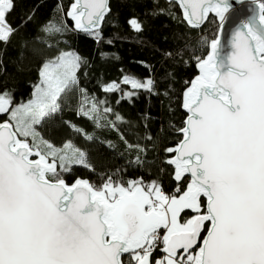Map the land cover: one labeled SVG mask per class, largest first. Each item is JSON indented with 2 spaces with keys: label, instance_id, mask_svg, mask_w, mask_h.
<instances>
[{
  "label": "snow or ice",
  "instance_id": "obj_1",
  "mask_svg": "<svg viewBox=\"0 0 264 264\" xmlns=\"http://www.w3.org/2000/svg\"><path fill=\"white\" fill-rule=\"evenodd\" d=\"M178 2L193 26L214 12L222 28L233 7L229 0ZM13 7V0H0L3 43L18 31L6 19ZM108 11L107 0H75L67 15L89 31ZM63 27L48 21L42 30ZM208 47L206 58H195L200 75L185 93L191 115L179 130L184 139L166 150L178 153L169 161L177 181L186 173L192 179L171 195L142 178L107 175L99 186L61 178L72 164L94 171L86 151L71 141L57 148L39 131L78 84L83 61L75 53L44 62L26 103L14 106L9 93H0V114L8 116L0 122V264H125V255L128 264H264V0L237 25L229 51L219 37ZM135 86L151 88L153 81ZM103 104L93 99L77 114L99 127L101 114L111 112ZM186 211L193 215L182 220ZM161 243L165 255L153 260Z\"/></svg>",
  "mask_w": 264,
  "mask_h": 264
},
{
  "label": "trees",
  "instance_id": "obj_2",
  "mask_svg": "<svg viewBox=\"0 0 264 264\" xmlns=\"http://www.w3.org/2000/svg\"><path fill=\"white\" fill-rule=\"evenodd\" d=\"M71 2L13 0L6 19L18 31L9 42H0V93H9L14 106L26 102L41 81L44 62L62 52L75 53L83 61L77 72L78 84L63 97L61 111L39 131L57 148L71 141L86 151L94 171L72 164L61 178L67 183L85 178L99 186L112 175L124 182L139 178L145 184L156 181L168 195L177 187L185 189L187 179L177 182L169 162L174 151L166 150L175 149L182 139L179 130L186 117L183 95L197 75L195 58H204L208 43L217 36L218 19L210 16L202 28L192 29L174 2L110 0L111 12L102 27L96 32H78L67 17ZM133 19L141 26L139 30L129 23ZM48 21L62 23L63 31L46 34L42 27ZM127 76L143 84L151 80L153 86L133 87L124 82ZM106 86L113 90L106 91ZM93 99L104 102L101 108L111 109L107 115L101 114L99 127L94 119L77 114L82 105L87 110ZM83 133L94 139H86ZM192 215L186 211L182 220ZM161 248L154 251L153 260L163 256ZM124 260L128 264L129 257Z\"/></svg>",
  "mask_w": 264,
  "mask_h": 264
},
{
  "label": "water",
  "instance_id": "obj_3",
  "mask_svg": "<svg viewBox=\"0 0 264 264\" xmlns=\"http://www.w3.org/2000/svg\"><path fill=\"white\" fill-rule=\"evenodd\" d=\"M165 1H167V2H174V3H176V4L178 5V7L180 8V10H181V12H182V15H183L184 20L186 21V23L188 24V26H189L190 28H192V29H199V28H202V27L205 25V23L208 21V19H209L210 16H214V17H216V18L218 19V21H219V18L217 17V15H216L214 12H209L208 15H207V17L204 19L203 22L199 23L198 25H194V26H193V25H190V24L187 22V20H186V18H185V16H184L183 9H182V7H181V4L178 2V0H165ZM229 2L233 5V7H232V9H230L229 13L226 14L228 18H227L226 21L224 22L222 28L220 27V21H219V29H218V33H217V36H216V38H217V37L220 38L221 43H222V45H223V50H224V52H227V51H229V50L231 49L232 33L234 32V30H235V28L237 27V25L240 23V21H242V20H244V19H247V17L250 16V15L252 14V11L256 8V5H257V0H229ZM73 3H75V0H72L70 6H69V8H68V11L71 9V5H72ZM80 3H81V6H83L84 0H80ZM107 7H108L109 11L105 13L104 19L100 22L99 26H98L97 28L90 29L89 31H85L83 28H80V29L76 28L74 18H73L72 16H68V15H67V17H68V19L73 23L74 29H75L76 31H78V32H96V31H98V30L102 27V25H103V23H104V21H105V18H106V17L110 14V12H111L110 0H107ZM68 11H67V13H68ZM82 22L84 23L85 27H89V26L87 25V17H86V16L82 19ZM209 51H210V48H209ZM209 51H208V53H209ZM208 53H207V55H208ZM207 55H206L204 58H206ZM196 70H197V75L192 79V81H193L198 75H200V71H199V69H198V67H197V64H196ZM192 81H191L190 85L188 86V88L191 87V85H192ZM188 88H187V89H188ZM187 89L185 90L184 95H183V105H184V103H185V99H186V97H185V93H186ZM183 105H182V108H183V111H184L185 114H186V117H185V120H184V127H185V126H186V123H185V122L188 120V118H189V116L191 115V113H190V112H189V111H188ZM6 117H7L6 114H0V118H3L2 121H4V120H8V119H6ZM2 121H1V122H2ZM184 127H183V128H184ZM179 133H180V131H179ZM180 134H181V133H180ZM181 135H182V134H181ZM183 139H184V137H183V135H182V139L180 140V142H181ZM180 142L177 144V146L180 144ZM177 146H176V147H177ZM176 147H175V148H176ZM177 157H178V153L174 151V153H173V155L171 156V158H170L169 161H171L172 159H175V158H177ZM31 158H32V159H38V157H35V156H33V157H31ZM170 164L175 168V174H176V171H177V169H176V165H175V164H172V163H170ZM175 174H174V178H175ZM78 179L88 180V179H85V178H78ZM183 179H187V185H188V183L191 181L192 177H191L190 174H187V173H186V174H183V175L181 176V179H180L179 181H177V179L175 178V180H176L177 182H180V181H182ZM76 180H77V179H76ZM76 180H75V181H76ZM75 181H74L73 183H75ZM88 181H89V180H88ZM65 182H66V181H65ZM73 183H67V182H66V184H68V185H72ZM187 185H186V187H187ZM191 213H192V212H191ZM192 214H193V213H192ZM203 235H207V232H206V231L203 232ZM201 242H202V241H201ZM163 247H164V246H163ZM163 247L161 248V252L164 254V252H163ZM164 255H165V254H164ZM125 256H126V255H125Z\"/></svg>",
  "mask_w": 264,
  "mask_h": 264
},
{
  "label": "rangeland",
  "instance_id": "obj_4",
  "mask_svg": "<svg viewBox=\"0 0 264 264\" xmlns=\"http://www.w3.org/2000/svg\"><path fill=\"white\" fill-rule=\"evenodd\" d=\"M124 82H126V83H129L131 86H133L134 87V84L135 85H141V84H143V81H141V80H139V79H137V78H135V77H130V76H127V77H125L124 78ZM135 87H137V86H135ZM32 98V97H31ZM30 98V99H31ZM28 101V100H27ZM26 101V102H27ZM26 102H24V103H26ZM166 194V193H165ZM163 234V233H162ZM159 246H162L163 247V244L161 243ZM163 256H164V254H163ZM162 256V257H163ZM162 257H159V258H162Z\"/></svg>",
  "mask_w": 264,
  "mask_h": 264
}]
</instances>
